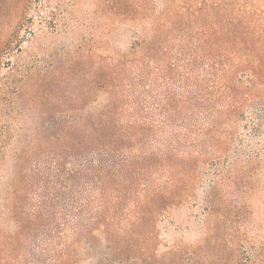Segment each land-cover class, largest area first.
I'll use <instances>...</instances> for the list:
<instances>
[{
    "label": "rangeland",
    "instance_id": "rangeland-1",
    "mask_svg": "<svg viewBox=\"0 0 264 264\" xmlns=\"http://www.w3.org/2000/svg\"><path fill=\"white\" fill-rule=\"evenodd\" d=\"M111 101L134 143L93 186ZM0 264H264V0H0Z\"/></svg>",
    "mask_w": 264,
    "mask_h": 264
},
{
    "label": "trees",
    "instance_id": "trees-1",
    "mask_svg": "<svg viewBox=\"0 0 264 264\" xmlns=\"http://www.w3.org/2000/svg\"><path fill=\"white\" fill-rule=\"evenodd\" d=\"M177 4L173 7L172 12H168L165 15V21H169L170 24H173V20H171L172 18L174 19H181L183 17L182 12H177ZM187 9V8H186ZM208 8L205 6L202 7H198L196 8L194 11L189 12L188 14L192 15L193 17L196 16V18L199 19H205V21H210V24L207 25H201L198 28V34H201L204 38L203 41L205 43L208 44V42L210 43H216V40H219L221 42V45L223 47V49L225 48L227 51H231L230 48L228 47V41H231L233 36H236L235 34V30H232L230 28V26H234V24L232 22H228V26H221V22L216 19V21L212 22V17L210 16V14L207 12ZM195 13L199 14L200 17H198L199 15H195ZM218 14L216 13V16ZM206 16V17H205ZM193 21H195L193 19ZM176 23V22H175ZM161 26V27H160ZM165 24L163 23H158V27L159 29L157 30V33L155 32V35L158 36L153 42L149 43V48L148 50H146L147 53L150 54H145L144 58H150V60H152V62H157L158 58L156 59L157 56V52L159 51L160 47L159 45H156L157 42L160 43V41L162 42V40H160L159 38V32L161 30H164ZM168 32L172 31V29H167ZM159 31V32H158ZM214 40V41H212ZM224 49V51H225ZM226 52V51H225ZM160 60V59H159ZM120 105L116 104L115 102H109L107 104V108L105 110V112L101 115V117H97V118H91V121L89 122L87 120V124L88 125V129L90 130L91 133V147L96 149L94 152V155L92 156H100L102 154V152H105L106 149H110V150H120L121 155L125 156V151L128 148L127 146H131V143H134V134H131V126L127 125V126H120L118 124L117 121V114H118V107ZM82 123V122H81ZM119 152V155H120ZM129 155H126L125 157H121L118 160H113L111 161L110 164L106 163V165L102 164L101 162L98 164V166L93 165L92 163H90V171L92 172V175L94 178V180H92V185H100L103 184L105 182H108L110 179H113L117 176H119V171H120V166L121 163L123 162V159H127ZM96 160H94L95 162ZM97 175V176H96ZM110 178V179H109ZM109 179V180H106ZM101 186V185H100ZM155 196H151L150 198H147L145 200V202L140 203L138 202V205H136L137 207H139V210H134L136 212V214L139 216L136 218V222L138 221H142L143 224L147 223V221L149 220V215L155 211V209H158L161 205V203L164 204V201L161 199L159 200V198ZM136 208V207H135ZM73 218H77L78 220H76L75 223H73V226L71 228H73L74 230L77 229V232H80L81 229L83 228L84 231H86V233H90V229H88L90 227L91 221L93 218H89L87 219V221L81 225L80 223H78V221L81 219V216H77V217H73Z\"/></svg>",
    "mask_w": 264,
    "mask_h": 264
}]
</instances>
